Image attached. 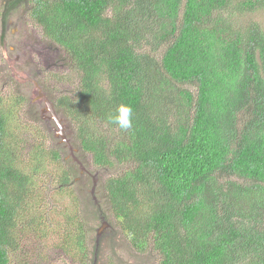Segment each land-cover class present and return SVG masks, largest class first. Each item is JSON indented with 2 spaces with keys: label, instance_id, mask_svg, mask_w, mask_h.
<instances>
[{
  "label": "trees",
  "instance_id": "obj_1",
  "mask_svg": "<svg viewBox=\"0 0 264 264\" xmlns=\"http://www.w3.org/2000/svg\"><path fill=\"white\" fill-rule=\"evenodd\" d=\"M25 3L78 73L77 89L54 106L75 124L80 150L98 168H126L103 191L131 246L158 264H264V31L255 22L236 25L263 11L264 0H3L1 7L10 17ZM20 104L0 94V264L21 247L17 227L38 204L36 171L47 163L45 149L33 154L31 171L18 161L12 120ZM120 104L133 110L128 131L107 119ZM71 179L62 175L61 187ZM85 238L80 229L68 239L83 258Z\"/></svg>",
  "mask_w": 264,
  "mask_h": 264
},
{
  "label": "rangeland",
  "instance_id": "obj_2",
  "mask_svg": "<svg viewBox=\"0 0 264 264\" xmlns=\"http://www.w3.org/2000/svg\"><path fill=\"white\" fill-rule=\"evenodd\" d=\"M28 9L25 3L4 21L0 8V94L8 102L21 99L19 110L14 111L17 119L12 120L20 139L21 167L28 171L38 167L32 156L42 149L47 163L36 171L38 204L32 216L26 212L21 218L24 227L19 225L16 232L21 247L10 264H158L153 253L142 254L131 246L109 212L103 183L126 168L96 167L79 148L75 124L54 106L60 96L77 89L79 76L70 69L66 53L27 14ZM250 22L264 31V10L238 17L236 25ZM40 144L43 148L37 149ZM53 151L59 152L57 161L51 159ZM66 174L72 176L67 188L60 185V177ZM103 219L109 224H103ZM80 229L86 234L84 258L69 241ZM61 243H69L67 253L60 250Z\"/></svg>",
  "mask_w": 264,
  "mask_h": 264
},
{
  "label": "clouds",
  "instance_id": "obj_3",
  "mask_svg": "<svg viewBox=\"0 0 264 264\" xmlns=\"http://www.w3.org/2000/svg\"><path fill=\"white\" fill-rule=\"evenodd\" d=\"M0 8L2 9L1 5ZM14 13V12H13ZM6 13L2 12V16L4 21L6 20ZM9 17V16H8ZM132 114L133 110L129 105L120 104L113 114L108 116V122L111 124H115L122 131H128L133 127L132 122ZM133 234L129 233L128 238L132 239Z\"/></svg>",
  "mask_w": 264,
  "mask_h": 264
}]
</instances>
